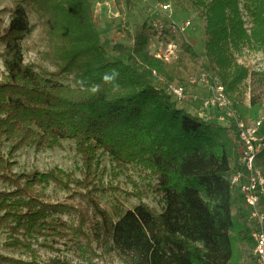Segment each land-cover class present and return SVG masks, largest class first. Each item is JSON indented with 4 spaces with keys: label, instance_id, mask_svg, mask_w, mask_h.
<instances>
[{
    "label": "trees",
    "instance_id": "1",
    "mask_svg": "<svg viewBox=\"0 0 264 264\" xmlns=\"http://www.w3.org/2000/svg\"><path fill=\"white\" fill-rule=\"evenodd\" d=\"M168 1L204 19L202 55L184 37L173 62L148 51L153 37L181 35L173 20L144 21L129 43L103 38L93 0H15L4 8L0 227L25 257L0 254V262L82 264L59 254L65 245L83 255L112 253L122 264H246L237 245L255 244L243 217L247 208L229 179L238 167L235 129L181 107L168 86L185 85L178 68L200 60L239 117L256 119L258 100L241 99L251 72L235 54L247 45L264 55V0ZM124 3L128 10L136 6V0ZM28 11L41 18L51 70L24 61ZM65 140L75 145L82 177L57 167L13 170L18 151L54 149ZM103 153L117 172L136 165L154 177L160 208L143 201L124 211L102 206ZM255 165L264 177V148ZM48 185L65 191V200H50ZM260 209L264 214V198ZM40 248L54 255L42 261Z\"/></svg>",
    "mask_w": 264,
    "mask_h": 264
},
{
    "label": "rangeland",
    "instance_id": "2",
    "mask_svg": "<svg viewBox=\"0 0 264 264\" xmlns=\"http://www.w3.org/2000/svg\"><path fill=\"white\" fill-rule=\"evenodd\" d=\"M105 1L107 4H104ZM166 2L170 3L171 6L168 9H163ZM14 3L15 0H0L1 26L6 25L8 22V12L3 11L4 8H12ZM99 3H101L100 6ZM93 9L96 11L94 13L95 24L97 29L101 31L102 37L124 43L131 41L135 29L144 21L149 23L152 20V22L163 23L173 20L180 27L182 21L188 20L190 25L184 28L181 35L178 34L180 36L171 39V41L178 43L184 37L198 53L203 54V28L205 22L193 9L184 10L168 0H136V6L133 10L126 8L124 0H93ZM28 20L30 31L22 41L24 61L32 63L38 68L51 70L44 54L45 40L41 18L34 12L28 11ZM121 28L125 29L128 35L121 31ZM167 41V37L164 39L153 37L149 43L148 51L155 57L170 63L177 59L180 52L174 58H169V60L161 58V56H164ZM1 48L2 45H0V51ZM235 56L251 72V75L244 81L241 95L242 102L248 103L249 97H254L258 100L260 108L257 116H264V55L261 51H255L246 45L239 49ZM185 64L184 69L178 68L179 76L186 80V84L183 85L186 100L179 101V105L192 113L201 112L206 117L212 116V121L215 123L226 124L225 121L221 122L217 119V116L221 113L220 110L209 109L203 111L200 108L201 100L208 95L207 81L216 79L203 65L200 66V60L197 64L191 61H187ZM2 71L3 67L0 60V81H3ZM202 75H206L204 83L200 81ZM193 79H196L197 82H193ZM173 85L178 84L174 83ZM14 159L17 164L13 167V170L16 172L30 173L33 170L45 171L57 167L73 173L75 177H82L81 159L75 150L74 143L70 140L63 141L61 147L44 149L38 152L34 151L32 147L24 148L16 153ZM100 166L105 171L98 180L99 185L106 188L105 191L98 192L97 198L102 206L111 211L115 207L124 211L127 208H132L139 201H143L156 209L160 208L158 195L154 190L156 179L145 174L139 166L131 165L128 166L126 171L117 172L107 153L101 154ZM4 186L0 182V188ZM45 190L50 200H65L66 192L56 186L48 185ZM244 214L243 217L246 216V213ZM8 242L7 234L0 227V254L24 259L25 256L22 250L12 248ZM237 247L241 260L246 264H251L255 259L254 250L244 242L238 244ZM59 254L82 264H122L114 254L103 253L100 250H94V252L91 250L83 255L79 250L63 245L60 246ZM39 255L40 259L45 261L47 257L54 255V253L40 248ZM0 264L5 263L0 262Z\"/></svg>",
    "mask_w": 264,
    "mask_h": 264
},
{
    "label": "built area",
    "instance_id": "3",
    "mask_svg": "<svg viewBox=\"0 0 264 264\" xmlns=\"http://www.w3.org/2000/svg\"><path fill=\"white\" fill-rule=\"evenodd\" d=\"M98 4V3H97ZM104 4H107L105 1ZM101 3H99V6ZM168 4L163 9H168ZM182 25H174L181 32L190 25V21H182ZM179 51L176 42L168 40L164 60L174 58ZM201 82L206 81V75H202ZM193 82H197L193 79ZM208 95L201 100L200 108L204 110L218 109L221 113L217 119L229 123L235 129L238 144V167L230 175V184L238 190L247 208L246 221L249 227V235L254 242L255 259L253 264H264V214L260 209V202L264 198V177L255 165L256 155L264 148V116L259 115L250 121L242 120L232 103L225 95L223 85L216 80L207 81ZM171 94L178 101L186 100L185 88L180 85L168 86ZM195 99V98H193ZM203 115V113H199ZM205 116V115H203ZM206 117V116H205ZM209 118V117H208Z\"/></svg>",
    "mask_w": 264,
    "mask_h": 264
},
{
    "label": "crops",
    "instance_id": "4",
    "mask_svg": "<svg viewBox=\"0 0 264 264\" xmlns=\"http://www.w3.org/2000/svg\"><path fill=\"white\" fill-rule=\"evenodd\" d=\"M209 117H212V116H209ZM253 261H254V259H253ZM253 261H252V263H251V264H253Z\"/></svg>",
    "mask_w": 264,
    "mask_h": 264
},
{
    "label": "clouds",
    "instance_id": "5",
    "mask_svg": "<svg viewBox=\"0 0 264 264\" xmlns=\"http://www.w3.org/2000/svg\"><path fill=\"white\" fill-rule=\"evenodd\" d=\"M95 90V89H94Z\"/></svg>",
    "mask_w": 264,
    "mask_h": 264
}]
</instances>
